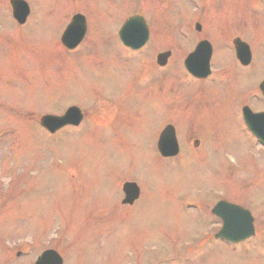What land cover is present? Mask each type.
<instances>
[{"label": "rangeland", "instance_id": "1", "mask_svg": "<svg viewBox=\"0 0 264 264\" xmlns=\"http://www.w3.org/2000/svg\"><path fill=\"white\" fill-rule=\"evenodd\" d=\"M26 1L31 18L19 27L10 0H0V264H34L50 248L64 264H193L172 262L209 252L200 234L210 210L193 201L227 195L263 159L247 143L240 107L264 109L252 96L264 78V0ZM78 11L92 31L71 52L62 31ZM134 13L153 30L166 24L165 43L153 38L138 53L123 46L113 28ZM196 19L199 33L185 27ZM180 20L192 38L178 35ZM203 36L214 74L196 80L178 58ZM237 36L253 53L247 69L234 56ZM166 50L173 57L160 70L153 61ZM73 106L85 115L79 127H41V116ZM168 122L182 150L165 158L158 142ZM127 181L141 190L131 206L121 202Z\"/></svg>", "mask_w": 264, "mask_h": 264}, {"label": "flooded vegetation", "instance_id": "2", "mask_svg": "<svg viewBox=\"0 0 264 264\" xmlns=\"http://www.w3.org/2000/svg\"><path fill=\"white\" fill-rule=\"evenodd\" d=\"M125 1V0H124ZM152 0H148V3H152ZM158 1L160 0H156V4L155 6H159ZM28 2V1H27ZM106 2V0H96V3L101 4ZM114 2H117V4L119 3V0H109V2L106 3V5H112ZM156 11V10H155ZM11 12H12V17L14 19V21L16 22L17 25L20 26H26L29 23V20L31 18V14H32V9L30 8V12L28 14V16L26 17L25 21H23V23H21L20 21H18L14 15H13V9L11 8ZM101 13V12H99ZM77 15H80V17H78ZM108 15V14H107ZM135 15H139V14H132L129 15L123 22V24L119 27V28H113L114 30V34L117 36V38L119 39L120 43L127 47L129 50H131L133 53L136 52H140L143 49H145L148 44L152 41V39L154 38V41H156V38L159 39L160 43L163 44L165 43L166 39L163 37H166L168 31L165 29L166 24H165V28L162 27H156L154 26V30L151 28V26L149 25V21L147 17H144V20L147 24V29L148 32L147 34L144 36L145 41L144 43L137 48H134L130 45H127L124 40L122 39V36L120 34L121 29L123 28L124 24L129 20L130 17L135 16ZM106 15H102V16H98V19L95 22V25H102L103 22L106 21L105 19ZM78 17L77 19V25L79 26L80 29L85 28V32H84V37L83 39L80 41V43L74 48V49H69L71 52H76L78 51L79 47L83 44V42L86 40V37L88 34H91L92 28L90 27V23L91 21L87 18V14H84L80 11L74 13L69 21H67V23L65 24V27L62 31V34L65 32L66 28L69 26V24H71L73 21H75V18ZM104 17V18H103ZM105 19V20H104ZM182 20H180L177 25V32L178 35L180 37H188V38H192V36H190V34H186L185 32H182L181 30V26H183ZM193 21V20H192ZM192 21H188L187 20V24H185V27H192L194 29V31H196L197 33L201 32L202 30V24H201V20L200 19H196L194 22ZM79 23V24H78ZM158 28H161V31L159 35H156L158 31H156ZM105 34L101 35L100 38H102ZM239 38L238 36L235 39H232L231 42L234 45V56L237 60V62L239 63L241 70L242 68H249L252 63H253V53H252V61L249 65H243L239 59L237 58V54H236V47H235V40ZM94 40H96V37L93 38ZM200 39V38H199ZM240 39V38H239ZM202 41H208L212 47V57L211 60L213 58V45L212 43L205 37H201L200 40H197V42L194 45V49L189 50L188 52H186V56L184 57V52L183 51V56L181 55V57H179L178 59H183V63H184V70L186 72V75L190 76L191 78H194L196 80H207L209 79L213 74H212V67H211V73L208 77L206 78H199L194 76L193 74H191L186 65H185V60L187 59V57L195 51V49L197 48V46L200 44V42ZM97 43V45L99 43H101L98 39L95 41ZM170 52V56L167 59V63L166 65H160L159 63V55L163 54V53H167ZM173 57L172 55V51L171 50H166L163 52H160L156 55V59L153 61V63H155L158 68L160 70H165V67L167 65H169V61H171V58ZM211 64V62H210ZM251 74V73H250ZM162 78L167 77V74H163L161 75ZM161 80V78H160ZM264 78H262L259 82V84L257 85L258 88L256 87V89L253 91V97H255L257 99V101H262L264 99V95L262 93L261 90V83L263 82ZM163 81V80H161ZM246 107H248L252 113V114H248L246 113L245 109ZM264 109L259 108L254 110L253 108H251L249 105L247 104H243L240 107V119L242 121V123L244 124V126L246 127V129L248 130L250 137L247 140L248 145L253 147L256 152L260 155V160L263 157V159L261 160V163L259 164V166L257 164L254 165L255 170L252 168L251 171H249L248 174H244L241 175L238 181V184L235 186L237 188H233L232 190L227 192V195L222 194L221 196H217V197H213L212 200H207L205 198L197 200L195 199L193 201V205L196 206H203V207H209L210 210V216L209 217H205L208 220L207 224H203L202 229H201V242L202 244L206 245L209 252H207L204 248L203 253H200L201 251H193V255H187L188 253L184 254L183 256L181 255V258H178L177 260H172V262L176 261L178 262V260H182L185 259L188 262L191 261V263L193 264H197V261H200V264H203L205 261H207V259L209 260L210 258H212L213 260H216V257L221 256L224 264H238L243 258H245L246 255H253L254 257H264V184H263V180H264V170L261 168L262 165H264V121H263V117L262 116H256L259 115V113H263ZM62 115V114H61ZM255 115V116H254ZM84 119H85V115H84ZM248 119H252V122H255V126H256V131L254 132L252 129H250L249 127V120ZM172 125L174 127V134L176 135V139L179 145V152L178 154H176L175 156H171V157H176L181 153V145L180 142L178 141V127L177 125L168 122L165 126H163L161 134L163 133V131L166 129L167 126ZM72 127H79L78 126H65L61 129H59L58 131H56L55 133H51V134H56L57 132L66 129V128H72ZM160 134V136H161ZM159 136V139H160ZM190 133L188 131V133L186 134V137H189ZM192 137V136H190ZM196 139V138H195ZM159 151V149H158ZM160 154V152H159ZM161 155V154H160ZM162 156V155H161ZM170 158V157H168ZM227 173H225L226 175ZM124 194V192H123ZM141 196V190H140V194L138 199ZM125 197V194H124ZM123 197V199H124ZM122 199V200H123ZM138 199H136L132 204H123V205H133ZM208 201V202H207ZM122 202V201H121ZM195 203V204H194ZM209 203V206H208ZM219 204H223V208L221 211V214H218L216 212V207ZM194 208V207H192ZM204 235V236H203ZM212 253V254H211ZM215 254V255H214ZM245 255V256H243ZM37 259V258H36ZM36 261V260H35ZM35 263V262H34ZM167 264H171V262H167Z\"/></svg>", "mask_w": 264, "mask_h": 264}, {"label": "water", "instance_id": "3", "mask_svg": "<svg viewBox=\"0 0 264 264\" xmlns=\"http://www.w3.org/2000/svg\"><path fill=\"white\" fill-rule=\"evenodd\" d=\"M13 7L14 17L23 23L30 12V6L25 0H10ZM80 17V15H77ZM73 21L66 28L63 34V42L69 49H74L84 37L85 28L80 29L77 25V19ZM79 24V23H78ZM147 24L143 16L135 15L129 18L121 29V36L127 45L134 48L140 47L144 41V36L147 34ZM237 58L243 65H249L252 61V52L249 44L237 38L235 40ZM170 56V52L159 55L160 65H166L167 59ZM212 47L208 41H202L197 46L194 52H192L185 60V65L188 71L196 77L206 78L211 73ZM261 90L264 94V80L261 83ZM246 113L252 114V111L246 107ZM255 116V115H254ZM264 121V112L259 113ZM82 111L76 107H70L63 115H51L46 114L41 118V125L49 130L51 133L63 128L67 125L78 126L83 120ZM249 120V127L254 132L256 131L255 122L252 119ZM264 136V134H263ZM158 149L164 157L175 156L179 152V145L174 134V127L169 125L163 131L158 142ZM123 191L125 194L122 200L123 204H132L138 199L140 194V187L135 182H125L123 185ZM223 204H219L216 207V212L221 214ZM35 264H64V259L61 254L55 249H47L42 252L41 255L35 261Z\"/></svg>", "mask_w": 264, "mask_h": 264}]
</instances>
